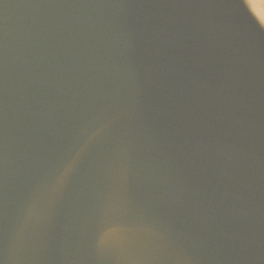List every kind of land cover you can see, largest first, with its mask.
<instances>
[{
	"label": "water",
	"instance_id": "95a60500",
	"mask_svg": "<svg viewBox=\"0 0 264 264\" xmlns=\"http://www.w3.org/2000/svg\"><path fill=\"white\" fill-rule=\"evenodd\" d=\"M0 264H264V0H0Z\"/></svg>",
	"mask_w": 264,
	"mask_h": 264
}]
</instances>
